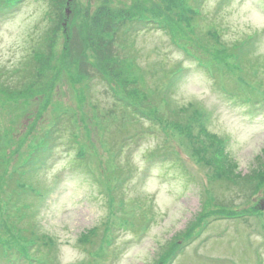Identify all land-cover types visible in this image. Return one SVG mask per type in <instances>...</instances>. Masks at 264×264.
Instances as JSON below:
<instances>
[{
    "label": "rangeland",
    "instance_id": "rangeland-1",
    "mask_svg": "<svg viewBox=\"0 0 264 264\" xmlns=\"http://www.w3.org/2000/svg\"><path fill=\"white\" fill-rule=\"evenodd\" d=\"M90 1L94 5L103 2ZM170 1L106 0V4L122 6L141 18L164 20L157 7ZM50 10V0H29L19 15L0 22V74L22 63L26 67L33 49L45 42L44 32L52 27L56 32L54 45L44 49L50 53L43 55L47 59L52 54V68L39 80L38 91L34 88L33 103L16 104L5 91L11 93L15 88L0 82V123L4 127L0 130L6 143L27 154L53 124L57 112L67 113L57 118L61 123L66 120V139L57 144L43 176L46 195L29 197L31 220L39 221L44 232H36L37 239L21 238L0 219L2 243L16 244L25 251L35 242L41 250L34 249V253L49 256L55 264H169L172 251H177L169 260L172 264H264V189L257 192L258 187L264 188V106L234 100L229 94L241 89L238 83L247 91L264 87V66L257 74L254 67L244 68L246 61L254 63L256 58L264 62V0H203L189 40H185V26L190 25L178 21L179 30L172 38L157 28L139 32L129 54L119 39L112 56H106L104 44H100L101 51L94 53L107 71L108 81L90 70L93 76L80 91L87 97L83 109L88 117L83 120L76 116L80 112L66 109L77 97L68 82V71L86 67L79 59L68 64L65 35L57 22L49 27L53 22ZM134 24L139 26L137 21ZM124 29L119 25L120 34ZM209 30L216 31L218 38L209 36ZM80 34L89 32L82 29ZM248 34L257 36L247 40ZM70 38L77 46L76 36L70 34ZM191 39L194 43H189ZM177 41L183 45L178 46ZM79 52L84 53L85 48L73 55ZM179 67L180 74L184 69L186 73L176 81ZM214 67L217 76L211 74ZM131 76L134 83L128 88L123 82ZM54 85L56 98L44 104ZM116 93L154 121L145 116L140 122L116 102ZM196 105L207 112L204 122L209 126L207 132L195 128L198 151L186 134ZM72 135H76L75 142ZM224 138L228 149L219 158L215 151ZM113 143L118 149L112 148ZM11 163L3 161L5 166ZM129 173L128 180L117 185ZM236 180L242 185H235ZM245 192L254 195L248 198ZM8 195H12L8 189L0 192V209L9 206L2 202ZM253 203L256 211L250 217L213 219L222 211L237 214L236 207L248 210ZM88 237L89 244L83 249ZM53 243L58 246L52 251L47 246ZM0 264L39 263L7 258L0 259Z\"/></svg>",
    "mask_w": 264,
    "mask_h": 264
},
{
    "label": "trees",
    "instance_id": "trees-1",
    "mask_svg": "<svg viewBox=\"0 0 264 264\" xmlns=\"http://www.w3.org/2000/svg\"><path fill=\"white\" fill-rule=\"evenodd\" d=\"M50 1L52 4H54V6H55L54 8L56 9V11L63 10L62 4H63L64 0H50ZM176 1L177 0H172L173 6H177ZM197 3L202 4V0H196V4ZM16 7H17V1L16 0H0V12L3 15L10 14ZM52 9H53V7H52ZM178 14H183V17L185 19L187 18V20H186L187 25H193L200 15L195 10L192 12H189V10L187 8L181 9V11ZM84 15H85V17H84V20H85L84 24L85 25L82 26L83 30L85 32H89V35L92 34V38H94V39L99 38V40L102 39V36H103L102 25L111 26V24H113V22L116 21L117 18L125 17V19H127V17L129 16L128 12H125L124 9L113 8L107 4L99 5L94 10H91L90 8H86L84 11ZM59 20L61 21V19H59ZM125 22H126L125 20L122 21L123 24H125ZM116 26H118L117 21H116L115 29H116ZM30 61H33V60H30ZM28 67L29 66H27V68ZM21 79H25V78L21 77L20 80ZM199 113L200 112L195 109V114L191 117V119L194 121H198L201 118V116L203 117V115H204V114L199 115ZM186 129L188 132V133H186L187 136L194 143V149L197 151L200 150L195 145L194 134H193V132L191 133L192 130H190V127L187 125H186ZM201 132H204V131L202 130ZM190 135H192V137H190ZM35 152L36 151H33V152L30 151L31 154H30L29 159H35ZM261 175H262V173H261ZM30 186H32V184H30L28 182H25L23 184L24 188L30 187ZM258 190H260V188ZM1 247H2V245H1ZM4 250L6 252H11V249H8V248H5Z\"/></svg>",
    "mask_w": 264,
    "mask_h": 264
}]
</instances>
